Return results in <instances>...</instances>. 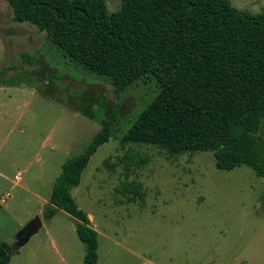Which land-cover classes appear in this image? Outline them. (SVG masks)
<instances>
[{
  "label": "rangeland",
  "instance_id": "374dc122",
  "mask_svg": "<svg viewBox=\"0 0 264 264\" xmlns=\"http://www.w3.org/2000/svg\"><path fill=\"white\" fill-rule=\"evenodd\" d=\"M229 1L264 11V0ZM106 4L111 15L122 0ZM0 69L14 81L0 85V244L18 247L10 264H83L75 219L43 214L65 161L115 111L110 141L72 189L98 232V264H264V180L250 166L222 170L210 151L170 158L158 145L121 142L158 93L156 81L134 83L118 99L108 77L70 63L45 31L15 21L6 0ZM38 215L42 228L22 241Z\"/></svg>",
  "mask_w": 264,
  "mask_h": 264
},
{
  "label": "trees",
  "instance_id": "16d2710c",
  "mask_svg": "<svg viewBox=\"0 0 264 264\" xmlns=\"http://www.w3.org/2000/svg\"><path fill=\"white\" fill-rule=\"evenodd\" d=\"M6 1L15 21L45 31L70 63L108 77L118 99L134 83L157 82L123 144L158 145L170 158L210 151L218 169L247 165L264 180V11L229 0H122L109 15L106 0ZM4 73L0 85L13 83ZM115 119L116 111L65 161L43 214L64 210L75 219L83 264H98V232L72 189L110 141ZM17 249L2 242L0 264H10Z\"/></svg>",
  "mask_w": 264,
  "mask_h": 264
},
{
  "label": "water",
  "instance_id": "95a60500",
  "mask_svg": "<svg viewBox=\"0 0 264 264\" xmlns=\"http://www.w3.org/2000/svg\"><path fill=\"white\" fill-rule=\"evenodd\" d=\"M43 226V220L41 216H36L24 230L20 233V237H22V241H27L30 237L35 234L40 228Z\"/></svg>",
  "mask_w": 264,
  "mask_h": 264
},
{
  "label": "built area",
  "instance_id": "2783aa9c",
  "mask_svg": "<svg viewBox=\"0 0 264 264\" xmlns=\"http://www.w3.org/2000/svg\"><path fill=\"white\" fill-rule=\"evenodd\" d=\"M16 178H17V179H21V176L17 175Z\"/></svg>",
  "mask_w": 264,
  "mask_h": 264
},
{
  "label": "crops",
  "instance_id": "0c3cea01",
  "mask_svg": "<svg viewBox=\"0 0 264 264\" xmlns=\"http://www.w3.org/2000/svg\"><path fill=\"white\" fill-rule=\"evenodd\" d=\"M44 224V223H43Z\"/></svg>",
  "mask_w": 264,
  "mask_h": 264
}]
</instances>
